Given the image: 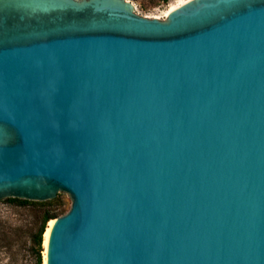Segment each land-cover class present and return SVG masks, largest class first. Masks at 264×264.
Masks as SVG:
<instances>
[{"label":"water","instance_id":"water-1","mask_svg":"<svg viewBox=\"0 0 264 264\" xmlns=\"http://www.w3.org/2000/svg\"><path fill=\"white\" fill-rule=\"evenodd\" d=\"M60 193L47 264H264V0H0V201Z\"/></svg>","mask_w":264,"mask_h":264},{"label":"rangeland","instance_id":"rangeland-1","mask_svg":"<svg viewBox=\"0 0 264 264\" xmlns=\"http://www.w3.org/2000/svg\"><path fill=\"white\" fill-rule=\"evenodd\" d=\"M130 1L135 4L137 12L158 19L164 18L177 3V0L167 4L161 0ZM52 201L46 206L20 205L9 199L0 201V264H45L44 235L41 246L37 239L43 216L49 211L59 218L69 212L72 206L66 193H60Z\"/></svg>","mask_w":264,"mask_h":264},{"label":"trees","instance_id":"trees-1","mask_svg":"<svg viewBox=\"0 0 264 264\" xmlns=\"http://www.w3.org/2000/svg\"><path fill=\"white\" fill-rule=\"evenodd\" d=\"M164 3H169L172 0H161ZM10 202L13 203H18L20 205H41V206H46L49 204H52L53 201H47V202H35V201H29V200H21V199H15V198H10L9 199ZM57 218L56 215L54 214H50L49 211H47L44 216H43V220H42V226L41 229L39 230V233L37 235V239H38V245L41 246L42 244V240H43V235L46 231V225L53 219Z\"/></svg>","mask_w":264,"mask_h":264},{"label":"bare ground","instance_id":"bare-ground-1","mask_svg":"<svg viewBox=\"0 0 264 264\" xmlns=\"http://www.w3.org/2000/svg\"><path fill=\"white\" fill-rule=\"evenodd\" d=\"M189 0H177V3L176 5H173L170 10L167 12L166 16L169 15L170 12H172L173 10L179 8L180 6L184 5L186 2H188ZM54 224V220L53 221H50L49 225H48V228L47 230L45 231V234H44V245H45V249H46V252H45V264H47V259H48V243H49V237H50V233H51V229H52V226Z\"/></svg>","mask_w":264,"mask_h":264}]
</instances>
